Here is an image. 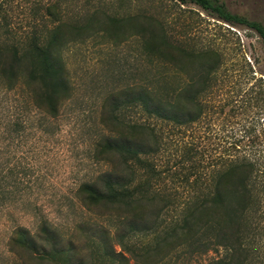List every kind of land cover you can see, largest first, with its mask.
<instances>
[{
    "label": "rangeland",
    "instance_id": "374dc122",
    "mask_svg": "<svg viewBox=\"0 0 264 264\" xmlns=\"http://www.w3.org/2000/svg\"><path fill=\"white\" fill-rule=\"evenodd\" d=\"M219 1L233 14L264 26V0ZM95 14L137 15L161 27L179 71L168 64L153 68L164 71L171 86L199 73L201 65L211 66L199 98L202 114L195 122L176 125L131 107L118 115L125 123L149 124L159 141L160 151L148 156L161 172L152 189L171 203L160 227L175 220L185 196L209 188L208 179L228 160L264 162V42L246 23L224 22L177 0H0V46L41 44L51 29L65 27L62 57L72 88L53 118L34 107L22 110L20 94L0 84V264H59L41 256L42 249L48 250L38 237L43 221L58 229L62 246L77 245L73 263L110 264L86 246L87 235L96 229L92 221L102 220L81 207L75 191L81 181L107 168L94 157L101 134L120 129L106 122L110 92L133 79L143 81L149 64L141 39L130 35L129 27H122L120 41L113 39L111 27L70 33V27H85ZM138 173L148 176L141 168ZM196 176L199 182H191ZM20 227L43 246L39 252L15 246ZM152 239L150 234L134 241ZM213 255H172L157 264H207Z\"/></svg>",
    "mask_w": 264,
    "mask_h": 264
},
{
    "label": "trees",
    "instance_id": "16d2710c",
    "mask_svg": "<svg viewBox=\"0 0 264 264\" xmlns=\"http://www.w3.org/2000/svg\"><path fill=\"white\" fill-rule=\"evenodd\" d=\"M177 1L193 3L224 22H244L264 42L262 24L233 14L219 0ZM95 26L103 30L111 27L116 41H120L124 32L122 27H129L130 35L141 39L149 68L143 81L133 79L125 88L110 92L106 122L120 129L115 134H101L95 143L94 157L107 168L81 181L75 191L81 207L102 220L92 221L98 233L93 230L86 237L91 255L98 253L110 264H157L166 257L179 258L185 254H214L207 264H252L259 259L264 263L263 160H228L225 168L208 179V190L201 187L193 196L181 200L178 216L163 229L161 217L171 203L152 189L161 172L148 159L160 151L159 141L149 124L125 123L118 117L122 108L131 107L176 125L195 122L202 114L199 98L207 86L211 66L201 65L199 73H192L183 83L171 86L169 76L153 68L168 64L174 72L179 71L161 27L137 15H99L98 18L95 14L85 27H70L69 31L81 34L85 29L91 34L96 31ZM64 28L57 25L51 29L50 37L41 44L33 42L26 48L0 46V84L6 91L20 94L24 111L34 107L54 118L61 103L70 96L72 88L62 57L67 42ZM139 168L148 176L141 178ZM191 182L197 183L199 179L196 176ZM150 234L151 241H134ZM38 237L48 245V250H41L43 258L59 264H75L77 245L68 242L62 246L63 236L56 227L43 221ZM13 243L30 252H39L43 247L22 227L16 230Z\"/></svg>",
    "mask_w": 264,
    "mask_h": 264
}]
</instances>
